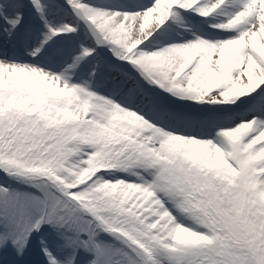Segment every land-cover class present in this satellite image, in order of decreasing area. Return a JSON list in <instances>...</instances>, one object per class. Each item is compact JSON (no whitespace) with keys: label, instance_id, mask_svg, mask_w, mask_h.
<instances>
[{"label":"snow or ice","instance_id":"snow-or-ice-1","mask_svg":"<svg viewBox=\"0 0 264 264\" xmlns=\"http://www.w3.org/2000/svg\"><path fill=\"white\" fill-rule=\"evenodd\" d=\"M0 264H264V0H0Z\"/></svg>","mask_w":264,"mask_h":264}]
</instances>
